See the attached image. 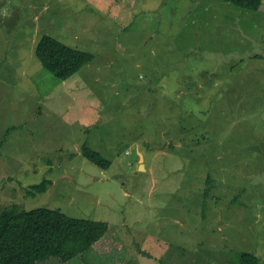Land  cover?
<instances>
[{
  "label": "rangeland",
  "instance_id": "obj_1",
  "mask_svg": "<svg viewBox=\"0 0 264 264\" xmlns=\"http://www.w3.org/2000/svg\"><path fill=\"white\" fill-rule=\"evenodd\" d=\"M44 34L93 60L55 77L36 54ZM257 53L264 0H0V209L108 221L114 249L85 257L109 264H238L244 253L264 264Z\"/></svg>",
  "mask_w": 264,
  "mask_h": 264
},
{
  "label": "trees",
  "instance_id": "obj_2",
  "mask_svg": "<svg viewBox=\"0 0 264 264\" xmlns=\"http://www.w3.org/2000/svg\"><path fill=\"white\" fill-rule=\"evenodd\" d=\"M225 1L251 10H258L263 4V0ZM36 54L43 67L61 80L70 78L94 58L93 53L71 47L49 34L39 40ZM259 56L258 53L254 55ZM9 131L7 129V134ZM5 141L6 138L0 141V151ZM82 152L102 167L111 165L109 159L92 147L84 145ZM212 182L209 176L205 197H209ZM49 183L45 178L32 184L28 194L45 192ZM110 228L106 220L69 216L59 208L25 209L18 202H12L0 209V264H69L78 257L83 264H109L110 259L85 256L95 249L104 253L114 249L116 236L107 238ZM259 260L257 255L244 253L238 264H259Z\"/></svg>",
  "mask_w": 264,
  "mask_h": 264
},
{
  "label": "clouds",
  "instance_id": "obj_3",
  "mask_svg": "<svg viewBox=\"0 0 264 264\" xmlns=\"http://www.w3.org/2000/svg\"><path fill=\"white\" fill-rule=\"evenodd\" d=\"M254 55H255V54H254ZM254 55H253V56H254ZM259 55H261V56H259V57H264V53H262V54L260 53ZM89 63H90V62H89ZM139 153H141V152H139ZM142 154H143V153H142ZM143 163H144V165H145V169H146V164H145V162H144V159H143ZM145 169H144V170H145ZM210 177H211V176H210ZM211 180H212V178H211ZM212 181H213V180H212ZM19 204H20V203H19ZM20 205H21V204H20ZM79 218H84V217H79ZM144 250H146V251H145V255L151 257V255L149 254L148 250L145 249V248H144ZM78 258H80V257H78Z\"/></svg>",
  "mask_w": 264,
  "mask_h": 264
},
{
  "label": "water",
  "instance_id": "obj_4",
  "mask_svg": "<svg viewBox=\"0 0 264 264\" xmlns=\"http://www.w3.org/2000/svg\"><path fill=\"white\" fill-rule=\"evenodd\" d=\"M140 155H141V158H142V162L140 163V166H139V168H143V169H145V165H144V163H143V154L142 153H140Z\"/></svg>",
  "mask_w": 264,
  "mask_h": 264
}]
</instances>
